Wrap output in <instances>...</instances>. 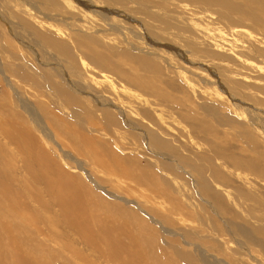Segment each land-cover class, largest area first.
<instances>
[{"label": "rangeland", "instance_id": "1", "mask_svg": "<svg viewBox=\"0 0 264 264\" xmlns=\"http://www.w3.org/2000/svg\"><path fill=\"white\" fill-rule=\"evenodd\" d=\"M245 1L235 0L239 4ZM251 1L255 7L260 6L264 18V0ZM225 13L218 5L203 0H0V108L22 114L25 123L32 126V137L47 151L53 149L63 169L80 178L95 201L102 198L127 211L135 210L151 222L136 210L138 206L154 222L157 220L158 224L149 225L151 234L145 235L152 244L148 254L155 259H172L175 264H184L178 253L189 255L193 264H264V248L249 243L236 231L245 229L258 241L264 237L263 231L257 232L259 228L264 230V179L251 171L258 164L264 173V25L238 13ZM89 44L91 50L85 48ZM94 56L108 63L105 71ZM138 58L146 59L151 69L139 65ZM103 76L117 90L102 82ZM131 76L151 80L166 100L130 87L126 77ZM63 89L77 98L79 95L82 107L90 110L94 103L88 96L117 101L124 112L130 113L132 108L140 114L131 117L135 127L137 122L143 123L175 148L183 164L175 162L167 150L161 152L168 162L164 156L146 154L132 139L134 131L123 128L119 117V123L111 125L113 131L119 130L116 137L122 139L116 140L117 146L111 144L110 150L120 157H140L142 165H149L161 177L155 188L164 189L168 200L94 169L88 160L72 153L63 138L60 141L53 136L47 122L49 114L58 118L63 130L71 127L72 138L78 132L83 134L81 122L76 123L72 117L74 108L59 100ZM101 89L105 93L99 92ZM24 104L34 108L51 139L63 142L71 160L61 159L53 145H47L33 129L20 107ZM142 111H148L152 120L144 119ZM87 116L81 118L87 121ZM192 126L199 127L200 134L193 132ZM105 134L90 135L111 142ZM209 146L223 157L215 158ZM200 152L205 155L204 161L198 158ZM159 159L170 168L159 171L155 167ZM76 162L102 190L96 191L87 182L76 169ZM24 166L20 151L0 136L3 173L13 187L22 191L28 184L32 190L31 199L23 193L26 198L21 200L28 211L22 214L32 212L50 219L63 234L59 240L44 241L50 226L40 224L42 235L37 239L44 243H37L42 256L51 264H120L102 254V243L96 240L97 249H88L65 229L60 207L49 206L47 211L33 201L35 191L42 192V186L30 181ZM199 169L202 172L198 174L195 171ZM202 180L213 197L203 192ZM122 199L132 204L126 205ZM41 203L51 205L44 196ZM89 216L90 211H86L85 230L90 233ZM134 218L131 216L130 224ZM63 243H71L82 257L65 250Z\"/></svg>", "mask_w": 264, "mask_h": 264}, {"label": "bare ground", "instance_id": "2", "mask_svg": "<svg viewBox=\"0 0 264 264\" xmlns=\"http://www.w3.org/2000/svg\"><path fill=\"white\" fill-rule=\"evenodd\" d=\"M203 1H205V3L207 2L218 5L223 8L226 13H238L244 19L252 20L255 24L261 26L264 25V18L260 15L259 11L260 6L255 7L251 0H246L241 4L235 2V0ZM47 43L57 46L53 42ZM90 47L91 44L85 48L91 50ZM93 58L98 67L103 69V71H105L104 68H108V63L105 62L104 59L101 61L95 56ZM138 60H140L137 62L139 65L141 64L146 69H151L146 59L138 58ZM133 62L136 64V61ZM104 77L105 76H103V78ZM126 79L128 81L127 84L130 87H136L141 93L156 97L159 100H166V97L154 87V83L146 77L144 78V76H141L139 78H135L131 76L128 78L126 77ZM104 80L105 81L102 82H107L112 89L117 90V87H115L111 81H106L109 80L107 77H105ZM64 89L59 92V100L64 105L66 104V106L74 108L72 117L77 119V121H75L76 123L81 122L80 125L83 134L78 132L77 137L72 138L71 133H69V129H71V127H67L66 129L68 130H63L60 128L61 126L58 122V118L54 117L53 114H49L50 116L47 117V122L53 131V136L60 141L65 140L69 143L72 153L88 160L90 164H92L93 168L95 167L100 169L104 173L111 175V177L118 178L119 180L123 179V181H130L136 186L145 187L150 190L149 192L159 194L160 197L168 200V197L166 196L168 193H166L164 189L155 188L156 183H159L161 177L158 178V175L155 174V171H152L149 165V167L142 165L139 161L140 157H120L113 149L110 150L111 144L117 146L118 141L116 140L122 139L120 137H116L117 135L115 133L119 130H115L116 132L113 131L111 129V125L114 126L118 124L120 118V124L123 128H129L135 132H132V135L135 134L132 139H134L137 143H140L139 146L145 150L146 154L149 152L150 154H155L159 158H162V156L165 157V154H162L161 151L167 150L170 154L172 152L173 155H171V158H173L175 162L183 164L184 162L182 163V157L181 155H179V157L177 156L179 153H177L175 148L171 147L166 141L160 140L155 135V132H152L148 129V127L146 128L142 126L144 124L140 121V123H136L137 126L135 127V123L131 117L140 114L134 112L132 108H129L131 109L130 113L126 111L124 112L122 111V106L120 109L116 104L117 101H103V99L98 100L97 97L95 99H91V97L88 96V98H90L88 101L94 103V105L92 104L94 107L93 110H90L89 107H82L79 95L78 99L71 93L64 91ZM121 89L123 88L121 87ZM77 90L81 94L83 93L81 88H78ZM124 90L126 89L124 88ZM127 91L129 92V90ZM99 92L102 94L105 93L103 89ZM129 96L132 98V93L131 95L129 94ZM138 97L140 98V96ZM134 98L137 99L135 95ZM126 105H128V103ZM20 107H22L29 117L31 125L34 126L33 129H37V131H39L44 141H46V144L53 145L54 149H56L57 153H59V157H61V159L71 160L70 155L64 151V147L62 146L63 142H60V145L51 139L50 134L40 122L34 108H30L25 104ZM42 109L46 111L44 107H42ZM86 114L88 115V118H86L87 121L84 118H81ZM21 116L22 114H18L10 108H0V136L20 151L23 164L25 165L26 174L29 176L30 181L36 184L38 183L39 186H42V192H38L37 190L35 191L36 194H34L33 197H36L34 200L32 199L34 202L38 203L40 207L47 211H49V206L56 205L58 208L60 207L64 214L62 215L64 228L72 234L74 233L78 241L88 249L94 251L97 249L96 240L102 243L104 246L102 254L111 262L120 264H143L145 262L148 264H175V261L171 258V260H160L155 259L148 254L149 252L147 250H152V244L149 241L150 239L148 240L145 235L151 234L152 228L149 225L150 223L158 224L157 220L154 222V219L145 212H142L138 206L135 207L133 205L137 208V211L141 212L144 217H147L151 222H148V220L141 217L135 210H133V212L127 211L124 207L118 204L110 203L102 198H98L99 200L97 199V201H95L92 197V193L87 191L82 185L80 178L63 169L58 160L54 157L55 155L53 154V149L47 151V149L42 147V145L32 137L30 132V128L32 126H30V124L27 125ZM141 116L144 119H149V121L152 120V115H150L148 111H142ZM85 124L88 125L87 128H85ZM192 131L196 134H200L201 132L200 128L197 126H192ZM101 132H105V135H109L112 141L96 140L92 138V135H90L93 133L100 134ZM61 138L64 140H61ZM126 146H129V144ZM209 147V151L215 158L223 157L221 152H218L211 146ZM153 149H155V151ZM198 158H200L201 161H204V153L201 154L200 152ZM225 159L228 161L227 158ZM165 160L167 161L169 159L165 157ZM159 161L160 159L158 160V164L155 165V167L157 166L159 168V171H163L164 169H167V167L170 168L165 162L161 161L160 163ZM76 163V169L83 174L87 182L90 183L96 191L102 190L100 186L90 177V175L84 171L82 165L78 162ZM224 163H226V161ZM186 164L189 163L186 162ZM33 166L35 169H32ZM163 166H165V168ZM253 170L260 179H264V173L261 172V168H259L258 164L255 169L252 168L251 171ZM195 172L199 174L202 172V169ZM211 176L217 179L215 172H212ZM200 184L204 189L203 192L211 197V191L203 180ZM24 192H27L28 197L31 199L32 190L30 186L28 184H24L22 191L15 186L13 187L11 180L5 176L0 167V264H51L50 259L42 256V249H39L38 243L40 245L43 244L45 240L47 242L50 240H59L63 234L60 229H56L57 226L50 219L43 218L32 212H30L28 216L22 214V212L26 210L28 211L27 206L21 200L26 198ZM42 196L48 197V201L51 205L42 204ZM107 197L114 199L110 196ZM122 201H124L126 205L132 204L127 200L122 199ZM86 211H90L89 220L92 223L90 225L92 227L90 233L85 230L84 222L86 218H84V216H86ZM131 216H136V218H134L130 224L129 221ZM42 223L50 226V230L44 233L47 236H45L46 239H44L43 243H41V240L40 242L39 239H37L42 235V232L39 229L40 224ZM262 229L259 228L257 232L261 234L262 231L264 232ZM236 231L249 243L255 246L257 245L260 248H264V237L261 241H258L254 238L252 233L245 229L236 228ZM62 246L65 250H71L75 256L78 255V257H82V255L71 243H63ZM175 254L177 256V253ZM178 257L180 262L184 264H193L192 258L187 254L178 253ZM202 261L204 260L202 259ZM208 264L219 263L213 262Z\"/></svg>", "mask_w": 264, "mask_h": 264}]
</instances>
